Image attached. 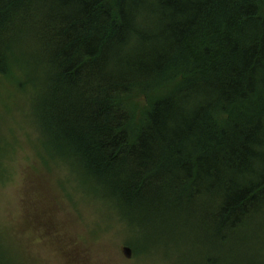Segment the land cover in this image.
<instances>
[{"label": "trees", "instance_id": "trees-1", "mask_svg": "<svg viewBox=\"0 0 264 264\" xmlns=\"http://www.w3.org/2000/svg\"><path fill=\"white\" fill-rule=\"evenodd\" d=\"M4 82L140 257L264 264V0H0Z\"/></svg>", "mask_w": 264, "mask_h": 264}, {"label": "rangeland", "instance_id": "rangeland-1", "mask_svg": "<svg viewBox=\"0 0 264 264\" xmlns=\"http://www.w3.org/2000/svg\"><path fill=\"white\" fill-rule=\"evenodd\" d=\"M26 98L11 84H1L0 239L11 264H201L198 257L215 253L200 236L198 249L154 245L140 257L116 210L88 196L68 166L51 159ZM124 245L132 247L131 258L122 252ZM257 251L264 258V246Z\"/></svg>", "mask_w": 264, "mask_h": 264}, {"label": "water", "instance_id": "water-1", "mask_svg": "<svg viewBox=\"0 0 264 264\" xmlns=\"http://www.w3.org/2000/svg\"><path fill=\"white\" fill-rule=\"evenodd\" d=\"M122 252L124 253V255L127 257V258H131L132 257V254H133V249L132 247H130L129 245H124L122 247Z\"/></svg>", "mask_w": 264, "mask_h": 264}]
</instances>
